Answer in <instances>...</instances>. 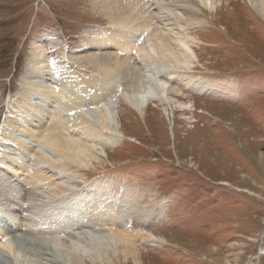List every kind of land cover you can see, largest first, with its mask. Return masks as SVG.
I'll return each instance as SVG.
<instances>
[{
	"label": "rangeland",
	"instance_id": "rangeland-1",
	"mask_svg": "<svg viewBox=\"0 0 264 264\" xmlns=\"http://www.w3.org/2000/svg\"><path fill=\"white\" fill-rule=\"evenodd\" d=\"M207 2L208 6L202 0L153 1L156 29L172 42L183 39L182 48L191 55L189 66L168 70L180 69L203 87L190 91L162 68L156 78L181 90L184 97L172 98L187 102L188 107L151 100L145 114H140L119 97L126 84L108 91V81L92 64L79 69L74 59L88 53L102 56L103 51L118 57L127 53L115 47H83L93 38L90 31L99 25L109 27L94 0H0V130L4 125L0 216L6 226L18 227L0 241V264H16L12 249L4 247L10 241H5L6 236L28 238L34 246L36 242L47 245L44 238L55 239L43 219L37 233L32 218L48 210L50 206H45L52 199L59 206L62 202V194L27 185L37 159L26 148L40 147L54 158L56 152L36 138L25 140L27 146L1 138L8 130L17 138L28 137L23 127L6 124L5 116L12 98L29 99L24 83L32 81L25 78H34L27 71L32 69L34 50L40 48L48 50L53 61L102 86L100 90L89 84L87 104L75 109L76 114H87L101 125L106 116L104 104L115 95L120 98L116 105L122 117L117 121L119 128L103 130L114 139L106 135L93 143L108 156L102 154L93 166L83 168L42 166L55 175V183L71 188L65 194L71 200L67 202L71 211H79L81 204L91 207L86 212L100 211L101 188L109 199L110 206L102 205L107 213L103 228L74 226L70 234H62L66 250L72 246L68 242H76L81 235L99 239L77 253L75 264H264V254L253 257L260 247L264 249V18L250 0ZM150 42L148 52L154 51ZM132 56L137 72H143L145 57ZM146 62L152 63L146 67L151 70L154 63ZM67 111L57 109L66 117ZM118 200L126 206L123 219L118 218L119 208L110 209ZM145 214L147 219H141ZM34 250L41 252L38 246ZM48 257L34 264H71L68 257L60 260L56 256L54 263Z\"/></svg>",
	"mask_w": 264,
	"mask_h": 264
},
{
	"label": "bare ground",
	"instance_id": "bare-ground-1",
	"mask_svg": "<svg viewBox=\"0 0 264 264\" xmlns=\"http://www.w3.org/2000/svg\"><path fill=\"white\" fill-rule=\"evenodd\" d=\"M153 1L154 0H94L95 6L103 9L105 14L104 16H106L105 20L107 21L106 26L109 27L105 28L104 25H99L97 29L90 31L89 34H92L93 38H90L88 42H84L83 47L86 49H93L95 46L98 50L115 47L120 51L125 50L127 53L118 57L112 52L104 53L103 51L102 56H98V53L95 55L88 53L83 55L81 54V56L74 58L79 64V69L81 67L87 68L88 65L92 64L93 67L102 74V77L108 81V86L105 88L108 91L118 90L120 86L119 84L123 86L126 84L124 88H122V94H120L119 97H123L140 114H145L148 103L151 100H158L162 103L170 102L171 104L173 102L178 103L184 108L188 107L187 102H180L179 100L172 98L173 95L184 97L185 95L181 93V90L176 87L168 86V84L164 83L162 80L159 81L156 78V75L162 68H164V71L168 72L169 75H173L171 77L176 78L177 81L185 83L186 87L190 91L194 90L197 86L203 87L198 84L195 79L186 77L180 69L179 71L168 70L170 67L176 68V66H189L191 63V55L185 48H182L184 45L183 39L179 38V41H176L177 39L175 40L177 44L176 47L175 41L172 42L168 39L165 33L156 29L154 16L151 12L152 5L155 4H153ZM202 2H204L207 6L209 5L207 0H202ZM250 3L253 9H255L264 18V0H250ZM165 9H168V7L166 6ZM152 27L155 29H152L150 33L149 30ZM153 37H156L157 39L153 41ZM149 42L154 50L152 52H148L147 50ZM41 46L42 45H39V47ZM34 51L32 69H28L27 71L29 75L32 74L34 78L30 77L31 79H29V77L26 76L25 80L32 81V84L24 83L25 87L29 89V91H26L25 96H29L28 98L30 100L25 99L24 96L12 98L10 104L11 108L9 107L10 113L8 112V116L5 114L6 124L18 129L19 127L17 126H20V129L23 127V129H25L23 131L28 132V137L22 136V138L18 136L17 138V136H12L8 130L6 131V135L1 138L6 139L8 142H15L16 145L23 144L25 146L29 145V142L27 144L25 140L31 141L36 138L37 141L41 140L45 142L47 146L51 147V149L56 152L57 158H54L40 147L38 150L32 148L30 149L32 146L30 144L31 146L26 148L30 151V154L34 155L37 159V166H35L31 175L28 176L30 181L27 180V185L39 186L38 188H44L45 192L51 194H62V197L59 198L62 202L59 206V202L57 203L56 200L48 199L51 201L47 202L45 208L50 206L49 209H44L43 211L41 210L42 212H39L40 214L38 217L36 216L37 218H32L33 220L35 219L34 221L32 220L34 222L32 224L36 225L37 233L40 231L38 224L41 223V219H43V222H45L43 226L50 227L48 228L50 229L49 233L55 234V239L44 238L45 241L43 240V243H48L45 246L36 242L35 245L38 246V248H41V252L39 254L35 252L36 250H34L36 246L32 244L30 239L25 237L20 238L14 236L9 238V236H6L7 238L5 241L7 242L8 239H10V241L3 244L5 249H12L16 264H34L37 259L40 261V258H43L46 255L50 256L48 258H50L53 263L56 262L55 260L57 257L60 260L68 257V261H70L71 264H75L74 260L78 255L77 253L80 250L89 248L90 245H94L99 239L96 238V236L94 237L93 234H87V236H85L86 238H82L84 236L81 235L76 237L78 238V242L76 239V242L74 243L68 242L72 244V246L66 250L68 246L65 247L66 244H64L63 239H60L63 238L61 235L64 232L70 234L74 226L82 228L90 224L88 226L90 230H92L93 225L103 228V224L106 222L105 215H107V213L102 210V205H109L110 203L107 202L109 199L107 196L106 199L104 196L106 193L103 191V188H101L98 191V194L102 197H99L100 211H98V209H94L95 211L91 212L93 210L92 209L90 212H86L91 208H89V204H81L80 206L79 203L78 205L80 206V210L77 211L75 208L76 212L74 210L71 211L69 207L70 205L67 203L71 200L68 198V195H65L71 188L67 186L63 187L61 184L55 183L53 179L55 175H49L50 172L48 173L47 171H44V169L47 168L46 164H50L52 169H57L59 167L67 168L72 165H76L81 168L93 166L95 162H98L101 159L100 157L102 154L108 156L109 154L106 150L103 148H95L93 143L103 139V136L106 135L108 138L114 139V137L103 133V130L107 128H111L113 130H115V128L117 129L119 124L117 122L118 118H122L116 109V105L118 104L120 98L115 95L108 99L109 101L107 100L108 102L104 104L103 107L105 108L104 111L106 112V116L105 118L102 116V120L100 121L101 125L93 123L87 114H76L74 111L75 109L82 108L87 104L89 84L96 86L100 90H103L101 88L102 86H99L93 78L86 81L85 78L80 76L81 72H72L68 65H61L60 63L53 61L50 58L48 50H42L40 48ZM135 54L141 57V60L143 59V56L145 57L142 64L144 65L143 72L140 70L137 72L138 68L136 67V64H134L136 61L132 60L134 59L132 55ZM69 58L70 57L68 56V59ZM72 59L70 58L69 61L73 62ZM146 59H150L154 63L151 70H148L146 67L149 68L152 63L146 62ZM28 92L31 95H28ZM95 104L100 103L96 102ZM56 108L60 113L68 110V117L64 114H58ZM12 116L16 120H14ZM72 117L76 118V120H70ZM1 128L0 136L4 133V125ZM112 144L114 143L107 145ZM102 147H105V145ZM0 162H3L2 158H0ZM42 166L45 168L42 169ZM64 183H67V181H64ZM3 185L4 184L0 186ZM11 188L13 189V187ZM111 204L113 207L110 209L119 208L121 210L120 213L117 214H119L118 218L123 219V214L126 215L127 211L125 209L126 206H124V204H122L119 200L112 202ZM122 206L124 207L123 211ZM84 212L85 215H83ZM14 214L16 213L14 212ZM146 216V214L143 215L141 219H147ZM6 234L7 233L4 235ZM116 234L117 237L120 236L119 232ZM129 238H125L124 241L132 242ZM14 246L15 249L13 248ZM61 247H65V249H62ZM52 248L55 251L54 254L49 252ZM262 250L264 251L263 248ZM2 254L3 253L0 255Z\"/></svg>",
	"mask_w": 264,
	"mask_h": 264
},
{
	"label": "water",
	"instance_id": "water-1",
	"mask_svg": "<svg viewBox=\"0 0 264 264\" xmlns=\"http://www.w3.org/2000/svg\"><path fill=\"white\" fill-rule=\"evenodd\" d=\"M262 254H264V251L260 247L259 250L257 251V253L253 257L259 258Z\"/></svg>",
	"mask_w": 264,
	"mask_h": 264
}]
</instances>
